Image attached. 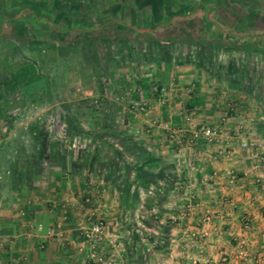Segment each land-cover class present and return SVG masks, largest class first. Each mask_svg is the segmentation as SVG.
I'll return each mask as SVG.
<instances>
[{
	"label": "crops",
	"instance_id": "0c3cea01",
	"mask_svg": "<svg viewBox=\"0 0 264 264\" xmlns=\"http://www.w3.org/2000/svg\"><path fill=\"white\" fill-rule=\"evenodd\" d=\"M91 1L84 27L119 42L112 59L142 114L127 109L131 128L109 130L92 160H62L66 176L0 134V264H264L261 3ZM195 123L218 124L219 138L188 141ZM96 214L102 234L85 238L81 218Z\"/></svg>",
	"mask_w": 264,
	"mask_h": 264
},
{
	"label": "rangeland",
	"instance_id": "374dc122",
	"mask_svg": "<svg viewBox=\"0 0 264 264\" xmlns=\"http://www.w3.org/2000/svg\"><path fill=\"white\" fill-rule=\"evenodd\" d=\"M254 2L261 3L264 11V0ZM72 3L73 7L64 0H0V134L6 125L4 143L10 142L24 152L39 150L43 169L56 176L60 166L64 172L62 160H92L95 147L102 145L99 140L106 138L109 130L131 128L133 123L122 121L125 111L140 116L144 107L138 99L130 98L129 102L126 98L128 93L120 79L125 71L117 64L119 58L116 64L112 59L118 56L119 42H96L91 30L84 27L91 22L92 1ZM83 12L88 15L85 20ZM260 58L256 59L253 79L263 82L264 62L260 63ZM34 119L45 129L43 151L26 129ZM212 126L220 133L218 124ZM104 169L100 170L104 173ZM98 170L88 167L80 175L90 178ZM118 173L123 175V169ZM62 175L66 176L65 172ZM74 188L70 185L61 192L73 195ZM85 196L80 197L84 209L97 204ZM81 219L86 225L101 219L105 226L100 214Z\"/></svg>",
	"mask_w": 264,
	"mask_h": 264
},
{
	"label": "built area",
	"instance_id": "2783aa9c",
	"mask_svg": "<svg viewBox=\"0 0 264 264\" xmlns=\"http://www.w3.org/2000/svg\"><path fill=\"white\" fill-rule=\"evenodd\" d=\"M5 126L1 127V131L5 130ZM174 130L171 131L170 134L173 135ZM219 135L218 129L215 128L212 125L209 124H203V123H195L192 124L189 128V135H188V141H196L198 139L203 140L205 142L213 141L215 138H217ZM242 144H245V142H242ZM246 225V221H244L243 226ZM103 221L101 219H96L91 224H89L84 229V236L85 238H99L103 231Z\"/></svg>",
	"mask_w": 264,
	"mask_h": 264
},
{
	"label": "trees",
	"instance_id": "16d2710c",
	"mask_svg": "<svg viewBox=\"0 0 264 264\" xmlns=\"http://www.w3.org/2000/svg\"><path fill=\"white\" fill-rule=\"evenodd\" d=\"M69 2L70 1H72V0H68ZM43 93V92H42ZM26 129H27V131H28V133H30L31 134V137H32V139H33V141L35 142V143H38V148L40 149V150H45L46 149V141H45V129H44V126H43V124L38 120V119H34L33 121H31V123L26 127ZM6 145H10V146H12L11 144H10V142H6L5 143ZM14 146V145H13ZM36 147V146H35ZM15 148H16V146H15ZM37 148V149H38ZM17 149V148H16ZM37 151H39V150H37ZM36 150H33V148H31V152L32 153H34L35 152V154H32L33 156L34 155H36V152H37ZM17 153L18 154H22V153H26V152H24V151H22L21 149H19V150H17Z\"/></svg>",
	"mask_w": 264,
	"mask_h": 264
}]
</instances>
